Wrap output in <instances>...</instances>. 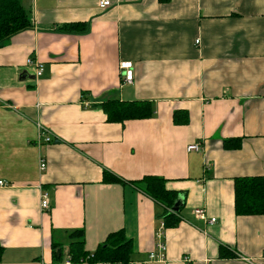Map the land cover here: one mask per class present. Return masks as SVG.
<instances>
[{"label": "crops", "instance_id": "crops-1", "mask_svg": "<svg viewBox=\"0 0 264 264\" xmlns=\"http://www.w3.org/2000/svg\"><path fill=\"white\" fill-rule=\"evenodd\" d=\"M18 1L32 27L0 48V264H89L67 254L75 230L89 255L116 232L131 242L127 263L95 264H264V214L233 205L235 178H264V0ZM69 23L88 30H54ZM107 100L148 101L154 114L108 123ZM236 138L240 149H223ZM146 176L184 201L163 262L148 256L165 211L133 185ZM220 246L233 256L219 258Z\"/></svg>", "mask_w": 264, "mask_h": 264}, {"label": "trees", "instance_id": "trees-1", "mask_svg": "<svg viewBox=\"0 0 264 264\" xmlns=\"http://www.w3.org/2000/svg\"><path fill=\"white\" fill-rule=\"evenodd\" d=\"M159 4H167L170 0H157ZM32 27L27 12L18 0H0V48L8 41L23 31ZM54 30L63 33H85L88 30L87 23H69L54 26ZM106 116L108 123H123L127 120H142L151 118L154 114L153 106L148 101H119L107 100L98 105ZM176 125H184L188 122L186 113L177 112L173 115ZM241 139H226L222 141L225 150H238L241 147ZM103 181L107 184L117 183L119 180L109 173H104ZM166 182L162 178L146 176L133 185L160 205L165 213L162 217L164 229H172L178 226V213L183 203L179 206V194L166 189ZM234 213L236 216H261L264 214V178L242 177L233 181ZM178 204L177 211H172ZM73 242L69 245L68 256L72 263H127L132 251V244L126 239L123 232L110 234L106 242L93 255L84 251V232L75 230L70 232ZM52 261L58 263L62 258V248L59 244H52ZM3 247L0 244V259ZM227 249L219 247V258H230Z\"/></svg>", "mask_w": 264, "mask_h": 264}, {"label": "built area", "instance_id": "built-area-1", "mask_svg": "<svg viewBox=\"0 0 264 264\" xmlns=\"http://www.w3.org/2000/svg\"><path fill=\"white\" fill-rule=\"evenodd\" d=\"M111 5L110 0H100L98 3L99 9H106ZM199 42H195V44L198 45ZM27 65L29 66H35L37 68L36 75L35 77L41 76V68L39 64L32 59L27 60ZM119 71L122 76V84H128L131 85L133 82V65L129 61H123L119 63ZM37 126H39L37 124ZM46 143H50L51 139L50 138H45L44 140ZM187 152H199L200 151V146L198 144H192L189 145L186 148ZM46 168V164L44 161L40 160L39 163V170L44 171ZM4 183L0 181V186H3ZM40 208L42 211L48 210L49 208V201H48V196L46 193H42V199L40 202ZM195 218L199 220H206V213L202 209H196L193 212ZM209 224H213L215 222V219H210ZM164 226L163 223L161 222L159 229L157 230L155 237L157 239V242L155 243V249L156 252H151L148 256L150 260H159V261H164L165 260V253H166V244L164 243ZM38 264H44V262L40 261Z\"/></svg>", "mask_w": 264, "mask_h": 264}, {"label": "water", "instance_id": "water-1", "mask_svg": "<svg viewBox=\"0 0 264 264\" xmlns=\"http://www.w3.org/2000/svg\"><path fill=\"white\" fill-rule=\"evenodd\" d=\"M178 203H179V205H180V199L178 200ZM177 209H178V204H176V205L174 206V208H173L172 211H177Z\"/></svg>", "mask_w": 264, "mask_h": 264}]
</instances>
